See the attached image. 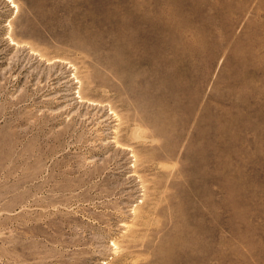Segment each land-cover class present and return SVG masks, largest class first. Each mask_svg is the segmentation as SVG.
Masks as SVG:
<instances>
[{
    "label": "rangeland",
    "instance_id": "obj_1",
    "mask_svg": "<svg viewBox=\"0 0 264 264\" xmlns=\"http://www.w3.org/2000/svg\"><path fill=\"white\" fill-rule=\"evenodd\" d=\"M0 264H264V0H0Z\"/></svg>",
    "mask_w": 264,
    "mask_h": 264
},
{
    "label": "bare ground",
    "instance_id": "obj_2",
    "mask_svg": "<svg viewBox=\"0 0 264 264\" xmlns=\"http://www.w3.org/2000/svg\"><path fill=\"white\" fill-rule=\"evenodd\" d=\"M77 73V72H76ZM77 77V76H76ZM80 81V80H79ZM78 81V82H79ZM80 83H82V82H80ZM79 98V97H78ZM81 100H82V98H81ZM86 100V99H85ZM87 102V101H86ZM121 117V116H120ZM122 120L120 119V122H121ZM116 125V124H115ZM121 125V124H120ZM120 127V126H119ZM116 130V129H115ZM118 130V129H117ZM117 132V131H116ZM117 143V142H116Z\"/></svg>",
    "mask_w": 264,
    "mask_h": 264
}]
</instances>
